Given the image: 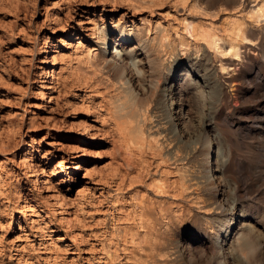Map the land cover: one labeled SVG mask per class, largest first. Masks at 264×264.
Returning <instances> with one entry per match:
<instances>
[{
    "label": "rangeland",
    "instance_id": "1",
    "mask_svg": "<svg viewBox=\"0 0 264 264\" xmlns=\"http://www.w3.org/2000/svg\"><path fill=\"white\" fill-rule=\"evenodd\" d=\"M258 2L0 0V264H264ZM114 31L148 60L137 78L102 63L95 40ZM192 54L223 72L202 102L228 131L254 225L222 251L228 224L181 185L153 128L161 78L200 68Z\"/></svg>",
    "mask_w": 264,
    "mask_h": 264
},
{
    "label": "bare ground",
    "instance_id": "2",
    "mask_svg": "<svg viewBox=\"0 0 264 264\" xmlns=\"http://www.w3.org/2000/svg\"><path fill=\"white\" fill-rule=\"evenodd\" d=\"M255 1L259 2L252 7V13L256 19H263L264 0ZM243 25L240 26L245 27ZM236 30L237 34L241 33L239 27ZM122 37L121 32H107L95 40V45L104 59L103 65L111 67L118 61L125 63L130 75L137 78L140 74L139 65L145 63L148 66V60L142 59L143 55L138 57V42L134 40L128 46ZM234 51L237 54V48ZM187 61L199 63L200 68L181 67L169 77L161 78L159 99L163 98L167 106L165 104L160 116L155 118L153 128L161 138L159 147L165 149V157L183 170L181 185L189 191H196L193 198L203 205L205 203L203 208L212 218L224 219L228 224L224 235L217 241L218 249L227 250L231 248L234 236L237 238L242 230L250 232L254 225L238 203L240 189L235 181L236 153L228 142V131L221 126L220 118L209 113L202 102L216 84L217 78L220 82L223 72L220 75L214 67L207 65L195 54L190 55ZM114 109H118V106ZM132 114L129 115L132 118L137 115ZM238 216L239 222L233 224L232 219Z\"/></svg>",
    "mask_w": 264,
    "mask_h": 264
}]
</instances>
